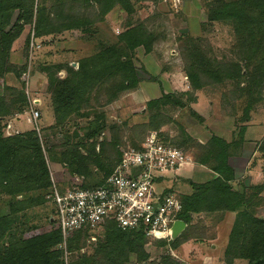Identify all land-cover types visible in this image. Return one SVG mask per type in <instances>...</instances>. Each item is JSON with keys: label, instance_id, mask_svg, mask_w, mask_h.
Listing matches in <instances>:
<instances>
[{"label": "trees", "instance_id": "trees-1", "mask_svg": "<svg viewBox=\"0 0 264 264\" xmlns=\"http://www.w3.org/2000/svg\"><path fill=\"white\" fill-rule=\"evenodd\" d=\"M136 1L39 0L35 6V0H0V75L15 71V67L9 63L11 46L24 26L30 25L32 21L35 38L41 44L42 38L70 30H83L93 24L90 17H79L73 13L79 11L78 8L73 11V6H80L84 11L93 8L92 16L100 19L113 7L120 6L131 17L133 2ZM209 2L208 20L228 25L232 30V50L237 56L236 60H216L202 49L199 40L186 37L183 41L186 55L184 71L193 90L214 84L229 87L227 92L235 100L246 96L247 104L240 118V123H244L250 117L252 105L264 98V0ZM131 22L128 21L115 44L102 45L95 53L79 59L75 69L68 63L38 66L46 77L45 84L52 98L55 116V124L42 131V135L39 136L35 129L4 135V121L22 113L28 101L23 88L6 87L7 95H0V200L4 199L6 209L0 213V264H65L62 252L57 249L61 235L55 219L54 204L45 197L50 190L46 152H58L60 159L73 169L74 174L83 178L84 186L92 187L101 184L112 173L126 149L140 147L147 136L143 135L145 130L157 132L162 140L180 148L186 155L189 145L196 144L190 143L182 127L179 140L160 131L165 124L161 113L167 107L179 105L180 97L187 93L178 96L162 93L159 98L148 101L146 111L150 114L149 122L141 127L143 133L138 136V141L124 149L119 147L115 131L126 127L125 123L108 126L104 111H95L90 105L93 100L99 107L106 106L115 101L119 93L135 89L140 81L146 79L141 77L145 70L141 68L139 71L134 65L135 50L142 47L146 54L150 53L156 36L144 22ZM24 49L26 53L28 38ZM20 70V74H23L24 68ZM60 70L65 71L64 78L57 77ZM146 80L156 79L150 76ZM187 97L192 98V95L188 93ZM83 107L92 108L95 115L90 117L89 111L82 112ZM74 115L86 119V123L69 134L68 126H64L76 119ZM59 128L66 129L64 134L56 132ZM107 128L111 132L109 139L100 141ZM48 130L53 131V136L61 134L62 137L52 143ZM244 132L245 127L240 126L230 142L213 135L206 143L196 144L193 162L206 166L213 176L199 184L190 183L192 192L177 196L182 205L178 218L186 224V228L194 215L221 216L226 212L234 213L223 252V264H234L236 260H244L247 264H264V217L258 216L256 210L264 193V181L255 185L247 184L246 178L237 169L236 156L231 152L241 146ZM42 138L46 140L47 149L42 146ZM256 150L262 160L261 172L264 175V138L258 141ZM37 206L40 207L47 229L10 242L14 237L35 229V226L22 225L32 219L27 211ZM103 230L105 235L95 241L92 253L69 257L68 264H127L132 256L137 257L138 264L147 261L149 256L144 246L148 240L142 233L122 230L113 221H107ZM91 233L93 231L87 228L77 231L68 242V251L80 250V244L89 239ZM184 234L181 235L184 237L175 241L153 242L159 245L167 243L175 250L191 239L194 242L206 240L186 238ZM148 264L179 262L167 255L161 261Z\"/></svg>", "mask_w": 264, "mask_h": 264}, {"label": "rangeland", "instance_id": "rangeland-1", "mask_svg": "<svg viewBox=\"0 0 264 264\" xmlns=\"http://www.w3.org/2000/svg\"><path fill=\"white\" fill-rule=\"evenodd\" d=\"M37 1L39 0H35V6ZM209 1L211 0H156L155 2L138 0L133 2L134 12L131 17L126 15L120 6H115L102 19L92 16L94 15L93 8H86L84 11L80 6H73V11L75 8L79 9L73 13L79 17H90L93 24L83 30H70L56 36L42 38L43 43H39V48L32 51L28 48L26 53L24 52L25 42L28 38L29 45V31L34 22L24 26L18 39L13 42L9 55V63L15 67V71L0 75V95L5 93L6 87L23 88L26 98L29 96V99L37 98L40 100L37 107L39 116L37 121L33 122L30 119L27 105L26 108H23L22 113L15 114L4 121L5 126L2 132L4 135H11L37 127L39 134L42 135V131L55 124L52 98L45 84L46 77L38 69V66L68 63L75 69L79 59L95 53L102 45L115 44L118 36L126 28L128 21H132V24L144 22L156 36V40L150 53L146 54L142 47H138L135 50L133 62L139 71L141 68L145 70L141 77L147 79L151 76L156 80L145 79L140 81L135 89L119 93L117 99L106 106L99 107L95 101H90V105L95 108V111H104L108 126L113 123L118 125L125 123L126 127L115 131V136L119 138V147L121 149H124L125 146L131 147L138 141V136L143 133L141 127L149 122L150 114L146 111L148 101L159 98L162 93H171L176 96L181 93H189L192 98H188L187 94H184L179 99V105L167 107V110L161 113L165 124L161 126L160 131L170 138L179 140L180 127H182V131L189 136L190 143L204 144L213 135L230 142L237 135L239 127L244 126V141L239 148L232 149L231 152L236 156L239 171H242L241 176L246 178V183L249 185L262 183L264 181V175L261 172L262 160L256 146L258 141L264 138V98L252 105L249 119L240 123L243 109L247 104L246 96L235 100L233 95L229 91L227 92L229 87L214 84L193 90L184 71L186 55L183 41L186 37L199 40L198 43L202 49L216 60H236L237 56L232 50L233 36L230 26L220 22H210L207 18ZM22 67L24 72L20 74ZM64 76V70L57 73L59 78H64ZM5 94L7 95V92ZM262 95L264 97V89ZM92 108L83 107L81 111H89L90 117H93L95 112ZM25 112L28 113V117ZM74 116L76 119L64 126L66 128L68 126L69 134L75 128L86 123V119L81 118V116ZM132 128H134L133 131ZM65 130V128H59L56 132L64 134ZM48 131L51 132L49 140L52 143L57 142L62 137L61 134L53 136V131ZM48 131L45 132L50 134ZM149 131L145 130L143 135L154 132ZM110 135L111 132L107 128L99 140H107ZM45 141L42 138L44 148H46ZM196 144H191L188 147V156L192 161L189 164L191 168L198 166L192 159L193 153L197 151ZM96 151H98V147H96ZM53 152H46L48 166L57 180L61 181L59 183L64 184L71 173H74L73 169L60 159L58 152ZM253 152H255L254 155H252ZM203 167L207 168L206 166ZM197 169L196 167L195 171ZM188 173L183 174L182 172L174 175L173 172H165L163 182L156 189L160 191L166 188L172 190L177 196L188 195L192 192L190 183H202L201 178H195L197 173L195 175L193 171L189 175ZM3 200V198L0 200V213L6 211ZM256 210L258 216L264 217V193L261 194V201ZM27 213L32 215V217L30 216L32 219L22 226H35V229L14 237L10 242L42 233L47 229L40 207L30 209ZM233 214H231L232 217L228 216L226 219L225 214L221 216L220 214L194 215L186 231H182L176 239H181L184 237L181 235L185 233L186 238L206 239V242L218 238L221 243L227 240L226 230ZM221 222L224 223L221 225ZM228 228L230 231L231 227ZM104 235V230L93 231L89 239H86L82 245L80 244L82 246L80 250L69 252L68 242L75 236L72 234L65 242V246H62L61 242L57 249L62 252L65 264H68L69 257L76 258L83 254L92 253V249L96 246L95 241L103 238ZM144 248L149 257L147 261L139 264L161 261L167 255L178 261L179 264H199L194 253L187 256V262L181 261V257L188 249L185 243L179 245L176 251L167 243L159 245L153 241H147ZM136 260L137 257L132 256L127 264H138ZM238 262L247 264L244 260Z\"/></svg>", "mask_w": 264, "mask_h": 264}, {"label": "built area", "instance_id": "built-area-1", "mask_svg": "<svg viewBox=\"0 0 264 264\" xmlns=\"http://www.w3.org/2000/svg\"><path fill=\"white\" fill-rule=\"evenodd\" d=\"M33 26L29 31L30 51L39 48ZM28 98L30 119L39 116L34 99ZM39 135V129L35 127ZM40 136V135H39ZM47 166L48 161L46 158ZM183 151L149 133L139 148H128L119 163L104 181L86 187L81 176L71 173L61 184L48 166L50 190L46 199L54 204L55 219L62 246L70 235L82 229L103 230L107 221H113L122 230L142 233L148 240H170V229L182 211L177 195L169 189L157 190L165 172L175 175L191 163Z\"/></svg>", "mask_w": 264, "mask_h": 264}, {"label": "crops", "instance_id": "crops-1", "mask_svg": "<svg viewBox=\"0 0 264 264\" xmlns=\"http://www.w3.org/2000/svg\"><path fill=\"white\" fill-rule=\"evenodd\" d=\"M33 99H34V104L36 105L35 109H37L38 105L40 104V100L37 99V98H33ZM27 114L28 113L25 112V115L28 117ZM254 154H255V152H253L252 155H254ZM238 159H240V158H238ZM236 161H237V159H236ZM189 164L185 165L181 169V171H179L178 173H182L183 172V174H186V173L189 172L188 173V175H189L193 171L194 175H195V173L198 174V175H196L195 178H197V177L201 178V182H204L205 180H208L209 178H211L213 176L212 175L213 173L209 169H207V168H205V167H203L201 165H198V166L196 165L195 168H193V167L191 168ZM236 165H237V169L240 170L239 167H238L239 163H236ZM196 167L198 169L195 171ZM189 169H190V171H189ZM241 173H242V171H241ZM231 214H232L231 212H226L225 213V219H226V217L231 216ZM233 219H234V214H233V218L232 219L230 218L228 227H231ZM223 221H224V219H223ZM223 223L224 222H221L220 224L222 225ZM218 226H220V225H218ZM228 227H227V230H226V233H227L226 235L227 236H228V232H229V228ZM184 243H185V246L188 247V249L184 253V256L181 257V255H179L177 253L182 258L181 259L182 262H187L188 261L187 256L194 253L195 254V258H196V260H197V262L199 264H223L222 258H223V252H224L227 240H225V241L220 243V241H218V238H215L214 240H208L207 242L206 241L205 242H194L193 240H188V241H186ZM184 243H182V244H184ZM177 249H178V247H177ZM177 249H175V251ZM238 261H240V260H236L234 262V264H240Z\"/></svg>", "mask_w": 264, "mask_h": 264}, {"label": "water", "instance_id": "water-1", "mask_svg": "<svg viewBox=\"0 0 264 264\" xmlns=\"http://www.w3.org/2000/svg\"><path fill=\"white\" fill-rule=\"evenodd\" d=\"M185 228L186 224L182 220H176L171 226L169 232L170 240H175L181 234V232L184 231Z\"/></svg>", "mask_w": 264, "mask_h": 264}]
</instances>
